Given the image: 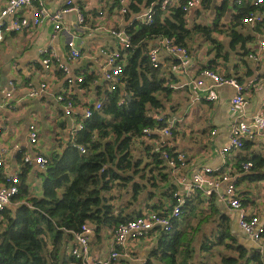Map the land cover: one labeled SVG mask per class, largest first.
Listing matches in <instances>:
<instances>
[{
  "label": "crops",
  "instance_id": "obj_1",
  "mask_svg": "<svg viewBox=\"0 0 264 264\" xmlns=\"http://www.w3.org/2000/svg\"><path fill=\"white\" fill-rule=\"evenodd\" d=\"M8 1L0 0V11ZM41 1L49 11L56 12L65 6L67 0ZM160 1L79 0L76 3L86 19L83 24L73 11L63 14L62 28L58 32L55 31L54 23L47 21L36 27L5 34L0 44V157H4L5 161L4 167L0 169V183L8 174L19 173L21 177L24 170H27L26 179L31 186V195L42 194L41 173L45 167H40L35 162L26 164L24 154L29 153L33 157L42 154L48 157L65 148L67 143L64 139L67 137L69 141L85 107L102 102L101 92L107 83L104 72L108 66L101 49L118 51L122 48L112 31L126 30L135 22H144L148 9L155 7ZM247 1L250 2L245 0L244 3ZM239 6L235 0H201L193 6L185 15L186 28L190 34L185 38L186 43H182L189 49V55L184 61L177 62L161 45L159 57L162 76L166 78L172 91L163 98L165 110L154 112L153 116L165 115L166 124L171 125L172 133L164 137L160 132L153 131L149 137L143 136L142 139L157 149L160 142L166 139L169 151L173 154L184 153L187 156V166L182 172L189 178L204 167H211L220 175L230 165L228 168H232L237 194L244 209L251 215H258L264 223V164L254 165L246 172L242 169L244 163L254 162L255 156L264 157V136L248 140L244 148L223 154L230 143L229 127L238 116L231 105L237 91L232 86L223 85L216 89L218 101H209L206 97L214 90V83L201 74L203 68H211L220 75L234 77L243 85H249L245 93L246 104L240 112L248 120L257 114H264V20L255 23L244 21L253 12L261 14L264 19V4L260 7L251 4V11L243 17H238L243 14ZM123 8L127 11L123 12ZM172 12V9L165 11L163 16L171 18ZM23 13L31 16L29 10L24 9ZM205 27L208 29L207 33L203 32ZM163 38L169 37L160 35L150 38L147 41L149 50L159 46ZM170 38L180 44L175 37ZM71 40L82 51V58L77 61L69 58L68 42ZM50 46L60 55L62 63L69 66L70 72H63L57 65L50 70L44 69L41 62L42 51ZM251 53L257 58H251ZM121 55V62L126 63V52H121ZM86 76H93L95 79L89 88H82L80 79H85ZM69 79L72 83H69ZM198 80H202L203 84L196 85ZM41 82L48 84L47 91L36 97L28 96V85L31 83L38 86ZM10 89H13V95L8 102L5 92ZM67 92H71L75 105L70 115L63 108L64 102L58 99L59 94ZM31 123L38 128L39 140L36 144H31L29 140ZM23 180L21 177V184ZM171 183L176 185L180 195H185L187 186L181 185L174 173ZM226 189L227 182L223 181L219 190L212 195L195 190L187 197L190 203L188 209H184L182 218L192 212L191 216L197 217L193 225L200 231L208 217L214 216L219 220V217L221 219L225 215L237 244L249 249L260 248L241 228L240 212L232 210L225 202L223 197ZM163 201L165 208L172 205L170 198H164ZM147 206L146 201L135 205L142 213L152 211ZM214 208H218L220 212L214 214ZM203 215H207L206 220ZM183 224L181 229H191L190 225ZM207 226L212 230L215 224ZM106 233L99 241L95 232L90 237V254L100 260V263L147 264L151 261L152 264H164L151 255L159 247L161 229L155 228L144 238H129L119 249L120 256L116 260H111L113 231L111 229ZM73 244L72 241L67 242L62 254L70 256ZM262 246L264 251V242Z\"/></svg>",
  "mask_w": 264,
  "mask_h": 264
},
{
  "label": "trees",
  "instance_id": "obj_2",
  "mask_svg": "<svg viewBox=\"0 0 264 264\" xmlns=\"http://www.w3.org/2000/svg\"><path fill=\"white\" fill-rule=\"evenodd\" d=\"M160 6L161 1L155 6L157 12L151 23L135 22L126 29L131 34V46L119 49L127 55L126 63L122 62V82L115 90H110L106 83V88L100 90L101 108L84 120L82 130L71 134L61 152L46 157L40 196L31 195L24 170L15 204L7 205L0 213V264H81V259L67 257L62 250L67 242H75V232L85 223L93 226L99 241L121 222L142 215L135 207L138 203L146 201L148 209L159 212L168 211L177 203L171 168L161 151L166 149L175 154L142 139L144 128L166 124L157 122L153 113L165 110L163 98L172 91L162 76L161 65L151 64L147 41L161 35L175 37L182 44L190 34L186 28L187 12L182 6L169 8L173 10L171 18L163 16L165 10ZM239 7L243 14L238 17L246 16L252 9L249 1ZM94 79L86 76L80 82L81 87L89 88ZM247 144L248 140L242 148ZM135 145L142 148L136 150ZM253 164L263 165L264 157L255 156ZM115 186H126L123 190L129 187L130 191L134 187L131 193L122 190L113 194ZM164 198H170L172 205L165 208ZM187 199L183 209H188ZM213 212L220 210L214 208ZM182 217L175 221L172 231H162L159 247L151 252L153 258L164 264H191L192 240L189 235L186 240L187 229L180 228L187 221ZM213 219L215 227L206 237L210 245L201 246L203 251L221 247L215 254L220 257L218 264H264L262 248L249 249L237 244L225 215ZM181 256L183 259L178 262Z\"/></svg>",
  "mask_w": 264,
  "mask_h": 264
},
{
  "label": "built area",
  "instance_id": "obj_3",
  "mask_svg": "<svg viewBox=\"0 0 264 264\" xmlns=\"http://www.w3.org/2000/svg\"><path fill=\"white\" fill-rule=\"evenodd\" d=\"M79 0H67L65 6L56 12L49 11L46 5L42 4L41 0H9L8 4L0 11V44L5 38L7 32L22 31L32 27H36L44 22L51 21L54 23L55 31L58 32L62 28V17L63 14L69 12H76L78 20L81 24L85 23V15L81 7L76 3ZM245 0H235L239 5L244 4ZM201 0H186L182 4V0H161V10H169L173 6H182L183 10L188 12L193 6L200 3ZM252 6L260 7L264 4V0H250ZM29 10L31 16L24 15L23 10ZM123 12L127 9L123 8ZM157 9L151 7L145 13V21L151 23L153 17L156 14ZM261 14L251 13V16L245 18L244 21L248 23H255L263 21ZM112 35L116 37L122 46H131V34L124 30H113ZM164 47L170 55L175 57L177 60L184 61L189 55V49L178 44L173 38H163L160 40L159 46H154L148 51V56L151 64L154 67L160 66V49ZM264 47V42L262 43ZM69 58L72 61H77L82 58V51L78 48L73 40L68 42ZM118 51L101 49V53L105 57L108 68L104 72V79L108 83L110 90L117 89L118 85L122 82V71L123 64L121 62V53ZM43 57L41 62L45 70H50L54 65L60 67V69L68 73L70 68L67 64L62 63L60 55L53 47L45 48L43 51ZM251 58H257L254 53L250 54ZM202 76L208 77L213 80L214 90H211L207 95L209 101H218L219 95L216 91L217 88L223 85H229L236 89L237 93L231 100L232 108L237 112L238 116L236 120H233L229 127L230 130V143L223 150V154L228 151L240 149L244 146L246 140L255 139L259 135L264 136V114H257L248 120L244 118L240 110L246 104L245 93L249 89V85H243L236 78L231 76H223L218 74L211 68H203L201 71ZM84 79L81 78L80 82ZM69 83L72 80L69 79ZM12 85L13 83L10 82ZM196 85H202L203 81L198 80L195 82ZM27 94L30 97H36L47 91L48 84L41 82L40 85L35 86L29 84L27 87ZM5 92L7 101H10L12 97V91ZM60 101L64 102V110L70 115L74 110V102L72 100L71 92L61 93L58 96ZM264 108V98L262 100ZM101 102L94 103L93 107L88 105L84 109L83 116L79 122L74 126L73 133L84 128V120L90 118L94 110L101 108ZM153 118L159 122L166 123V116L162 114H155ZM2 128L0 126V132ZM153 131H158L164 137L171 135V125L165 124L162 127L155 128H144L143 136L149 137ZM29 140L31 144H36L39 140L38 128L35 124L29 125ZM168 144L167 140L164 139L160 142L159 146L166 147ZM82 152H85V148L79 146ZM162 156L167 160L169 167L171 168L172 174H176L179 178L181 185H186L187 190L185 195H180L177 191L174 197L177 199V203L168 211H150L144 212L142 215L126 221L121 222L112 233L111 242V260H116L119 256V249H121L129 238H144L155 229L159 228L161 231L170 232L173 230L175 221L179 220L184 215V205L186 198L193 193L195 190H202L206 195H212L214 192L219 190L221 182H227V189L224 195V200L232 210H238L240 212L239 224L241 228L250 236V238L259 244L260 248H263L262 243L264 242V223L261 221L258 215H251L247 210L244 209L243 203L237 194V186L234 181L232 174V168H228V165L220 175L217 174V170L211 167H204L200 171L194 173L189 178L185 173L182 172L187 166V156L184 153H178L171 155L166 149H162ZM24 162L26 164H32L35 162L40 167H45L47 164V158L42 154H37L35 157L29 153L24 154ZM4 157H0V169L4 167ZM254 166L253 162H246L243 164L242 169L244 172L249 171ZM21 177L19 173L8 174L5 176L4 181L0 183V213L5 209L7 205H11L14 201V197L20 193ZM1 220V215H0ZM94 232V228L91 224L85 223L80 231L75 232V242L71 249L70 256H75L81 259V264H95L101 262L97 258H93L90 254V237ZM62 264V263H60ZM107 264V263H105Z\"/></svg>",
  "mask_w": 264,
  "mask_h": 264
},
{
  "label": "rangeland",
  "instance_id": "obj_4",
  "mask_svg": "<svg viewBox=\"0 0 264 264\" xmlns=\"http://www.w3.org/2000/svg\"><path fill=\"white\" fill-rule=\"evenodd\" d=\"M205 30L208 31V29L206 27L203 29V31H205ZM64 140L67 143V141H68L67 137ZM134 147L136 150H139L140 148H142L138 145H135ZM137 148H139V149H137ZM125 187L126 186H124V187L123 186H118V187L115 186L111 190V192L113 194H117V192L121 193V191ZM133 187H132V190H133ZM131 191H130L129 187H127V189L123 190L124 193H127V192L131 193ZM191 214H193V213L189 212V216L186 217L187 221L184 222V224H183V225L187 224L188 226L189 225L191 226V229L188 226H187L188 228L186 227L187 228L186 232H188V234L185 233L186 240H187V235H189L190 239L192 240V246H189V247H191V250H192L191 251L192 256L190 257L189 262H192L193 264H218V263H220V257H216L215 254H218V252H220V250H222L221 247L219 249L215 248L214 250H212L210 252H205L201 249V246H203L204 244L210 245V242L207 241L206 237L211 234V230H210L209 226H207V225L213 224L214 219L211 218L210 221L204 222L202 230L199 231L198 229L195 228V225H193V222L196 223L197 217H196V215L191 216ZM203 217L205 218V220L207 219V215H203ZM212 252H213V255H212ZM184 254H188V252L185 251ZM182 259H183L182 256L178 257V262H181Z\"/></svg>",
  "mask_w": 264,
  "mask_h": 264
},
{
  "label": "bare ground",
  "instance_id": "obj_5",
  "mask_svg": "<svg viewBox=\"0 0 264 264\" xmlns=\"http://www.w3.org/2000/svg\"><path fill=\"white\" fill-rule=\"evenodd\" d=\"M100 263V262H99Z\"/></svg>",
  "mask_w": 264,
  "mask_h": 264
}]
</instances>
